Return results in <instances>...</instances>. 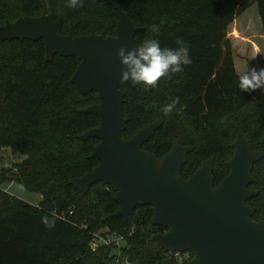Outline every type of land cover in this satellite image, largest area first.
Segmentation results:
<instances>
[{
  "label": "trees",
  "instance_id": "1",
  "mask_svg": "<svg viewBox=\"0 0 264 264\" xmlns=\"http://www.w3.org/2000/svg\"><path fill=\"white\" fill-rule=\"evenodd\" d=\"M111 3L142 29L133 38L134 47L151 37L162 47H175L180 38L192 61L147 91L119 85L127 120L122 139L161 118L162 126L142 150L162 158L179 139L194 147L180 176L188 179L213 157V187L228 174L224 163L238 132L245 134L252 152L264 154V88L258 94L238 88L244 72L236 69L227 38L229 26L254 5L264 46V0H84L75 9L66 0H0V26L45 11L52 21L62 18V35L71 28L76 36H114L117 14ZM153 24L159 25L158 33L149 31ZM77 65L76 57L58 55L45 62L41 40L0 42V150L23 158L12 169L0 170V187L14 183L40 197L35 207L0 188V264H186L189 252L170 257L150 241L164 230L152 227L149 206L138 207L126 220L113 218L117 205L110 187L97 184L83 195L69 185L98 164L90 158L97 140L77 138L99 125L94 115L79 113L97 98L95 92L81 96L70 83ZM173 98L179 103L164 115L162 107ZM251 176L249 190L257 196L247 205L252 221L260 222L264 157L253 165ZM43 216L54 219V227L42 224ZM104 230L121 237L124 246L90 252L92 235Z\"/></svg>",
  "mask_w": 264,
  "mask_h": 264
},
{
  "label": "water",
  "instance_id": "2",
  "mask_svg": "<svg viewBox=\"0 0 264 264\" xmlns=\"http://www.w3.org/2000/svg\"><path fill=\"white\" fill-rule=\"evenodd\" d=\"M117 23L114 36H76L69 28L62 31V18L52 21L46 14L20 17L0 26V42L42 41L45 62L54 55L76 57L77 68L70 83L81 96L95 92L97 103L79 110L98 118L99 125L77 138L97 140L90 158L98 164L69 185L85 195L93 186L104 184L114 192L117 205L113 218L126 220L138 207L149 206L151 225L164 230L151 237L165 254L189 252L186 264H264V221L254 222L247 202L257 196L249 190L253 165L264 157L252 152L245 134L238 132L230 144L233 154L224 163L228 174L213 187V157L186 180L180 176L187 155L194 147L176 139L166 155L157 158L142 150L162 126V119L138 130L131 138L122 139L127 120L122 117L124 94L121 66L116 58L120 45L133 46V38L142 31L135 28L126 13L115 3Z\"/></svg>",
  "mask_w": 264,
  "mask_h": 264
},
{
  "label": "clouds",
  "instance_id": "3",
  "mask_svg": "<svg viewBox=\"0 0 264 264\" xmlns=\"http://www.w3.org/2000/svg\"><path fill=\"white\" fill-rule=\"evenodd\" d=\"M83 4L84 0H66L68 8H80ZM149 31L153 34L158 33L159 25H151ZM175 45V47H162L155 37L144 39L135 47L120 45L116 50V58L121 66V81L134 86H143L147 91L155 88L162 79H170L172 75L182 72L192 63L189 47L180 38L175 40ZM238 88L242 92L264 88V68L249 67L239 76ZM178 103V98H173L170 103L162 107L161 111L164 115H169ZM41 223L52 228L55 221L43 216Z\"/></svg>",
  "mask_w": 264,
  "mask_h": 264
},
{
  "label": "rangeland",
  "instance_id": "4",
  "mask_svg": "<svg viewBox=\"0 0 264 264\" xmlns=\"http://www.w3.org/2000/svg\"><path fill=\"white\" fill-rule=\"evenodd\" d=\"M256 16V7L253 5L238 17L227 30V38L231 44L235 66L236 69H240L241 73L253 66L264 68V46ZM260 90L262 88L257 89L256 94L260 93ZM22 159V157L12 154L8 149H2L0 150V170L3 168L12 169ZM0 188L28 205L36 207L40 202L39 195L28 192L20 185L5 183ZM123 246L124 242L118 243V248ZM181 259H186V257Z\"/></svg>",
  "mask_w": 264,
  "mask_h": 264
},
{
  "label": "built area",
  "instance_id": "5",
  "mask_svg": "<svg viewBox=\"0 0 264 264\" xmlns=\"http://www.w3.org/2000/svg\"><path fill=\"white\" fill-rule=\"evenodd\" d=\"M121 241V237L116 235H110L107 233L106 230H104L92 235L88 247L90 252L94 253L102 247H109L115 245L118 248V243ZM178 255L179 254H176L173 257H177ZM115 262H117V259L115 260Z\"/></svg>",
  "mask_w": 264,
  "mask_h": 264
},
{
  "label": "flooded vegetation",
  "instance_id": "6",
  "mask_svg": "<svg viewBox=\"0 0 264 264\" xmlns=\"http://www.w3.org/2000/svg\"><path fill=\"white\" fill-rule=\"evenodd\" d=\"M181 254H182V253H181ZM183 256H185V257L187 258V257H188V254H185V255H183ZM190 259H191V258H190ZM190 259H189V260H190Z\"/></svg>",
  "mask_w": 264,
  "mask_h": 264
}]
</instances>
